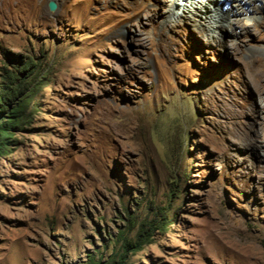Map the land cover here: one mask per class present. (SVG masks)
<instances>
[{
	"label": "rangeland",
	"instance_id": "obj_1",
	"mask_svg": "<svg viewBox=\"0 0 264 264\" xmlns=\"http://www.w3.org/2000/svg\"><path fill=\"white\" fill-rule=\"evenodd\" d=\"M57 1L0 0V81L35 70L0 153V264H105L162 217L123 264H264V0H229L223 28Z\"/></svg>",
	"mask_w": 264,
	"mask_h": 264
},
{
	"label": "trees",
	"instance_id": "obj_2",
	"mask_svg": "<svg viewBox=\"0 0 264 264\" xmlns=\"http://www.w3.org/2000/svg\"><path fill=\"white\" fill-rule=\"evenodd\" d=\"M15 67L14 71L4 77V81H0V153L11 138V130L19 127L21 120L25 119V108L31 97L29 93L35 85L32 77L35 70L31 61L22 65L16 64ZM165 226L164 217L142 224L134 239L124 240V253L105 264H123L125 253L140 250L143 244L150 240L152 229L163 230Z\"/></svg>",
	"mask_w": 264,
	"mask_h": 264
},
{
	"label": "bare ground",
	"instance_id": "obj_3",
	"mask_svg": "<svg viewBox=\"0 0 264 264\" xmlns=\"http://www.w3.org/2000/svg\"><path fill=\"white\" fill-rule=\"evenodd\" d=\"M55 1L58 2L57 0H55ZM241 1H245V0H239V2H241ZM177 2H179L180 5H183L184 8L186 7L188 10L191 9V8H194V7H198V8L200 7V9L203 10V13L206 14V15H208L210 19L217 20L218 22H220L219 27H221V28L224 27L222 25V20H224L226 18V16H224V15H226L224 13L225 12L224 10H226L224 8V6L228 2H230L229 0H224V1H220V0H209V1H206V2L197 3V4H194V5L191 3L192 2L191 0H173V4L174 3L177 4ZM247 2H248V0H247ZM184 8H182V10ZM200 9H198V10H200ZM169 12H170V14L173 17L174 16H178V9H174V10L173 9H170Z\"/></svg>",
	"mask_w": 264,
	"mask_h": 264
},
{
	"label": "water",
	"instance_id": "obj_4",
	"mask_svg": "<svg viewBox=\"0 0 264 264\" xmlns=\"http://www.w3.org/2000/svg\"><path fill=\"white\" fill-rule=\"evenodd\" d=\"M47 6L49 11H54L56 9V4L53 1H49Z\"/></svg>",
	"mask_w": 264,
	"mask_h": 264
},
{
	"label": "clouds",
	"instance_id": "obj_5",
	"mask_svg": "<svg viewBox=\"0 0 264 264\" xmlns=\"http://www.w3.org/2000/svg\"><path fill=\"white\" fill-rule=\"evenodd\" d=\"M207 1H209V0H207ZM220 1H224V0H220ZM202 2H206V1H202ZM193 5L194 4H197V3H194V2H191ZM200 3V2H199ZM229 6V3H227L225 6H224V8H227ZM194 7V6H193Z\"/></svg>",
	"mask_w": 264,
	"mask_h": 264
}]
</instances>
